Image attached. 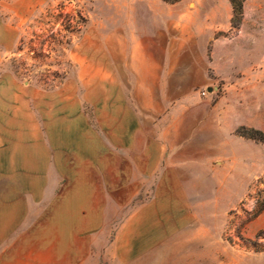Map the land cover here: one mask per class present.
Wrapping results in <instances>:
<instances>
[{
	"label": "crops",
	"instance_id": "1",
	"mask_svg": "<svg viewBox=\"0 0 264 264\" xmlns=\"http://www.w3.org/2000/svg\"><path fill=\"white\" fill-rule=\"evenodd\" d=\"M184 50L145 48L146 74L131 50L130 90L107 73L80 94L0 74V264L132 262L218 215L214 155L187 139L203 104L139 96L184 85Z\"/></svg>",
	"mask_w": 264,
	"mask_h": 264
},
{
	"label": "rangeland",
	"instance_id": "2",
	"mask_svg": "<svg viewBox=\"0 0 264 264\" xmlns=\"http://www.w3.org/2000/svg\"><path fill=\"white\" fill-rule=\"evenodd\" d=\"M232 17L230 0H0V74L34 90L80 94L106 73L130 90L131 50L146 74L145 48L185 49L171 57L188 65L184 85L139 96L203 104L187 139L214 155L219 213L120 264H264V143L237 133L264 134V0L245 1L238 27Z\"/></svg>",
	"mask_w": 264,
	"mask_h": 264
},
{
	"label": "trees",
	"instance_id": "3",
	"mask_svg": "<svg viewBox=\"0 0 264 264\" xmlns=\"http://www.w3.org/2000/svg\"><path fill=\"white\" fill-rule=\"evenodd\" d=\"M166 3L169 4H176L182 0H163ZM246 0H230L232 8H233V17H232V25L235 27H238L241 24V20L243 17V7H244V3ZM248 129H246L245 127H241L240 129L237 130V133L245 136V137H250L253 139H257L256 136L254 135H261V138L259 139L261 142L264 143V134L262 132H260L259 130H251L253 134H249L247 132ZM262 210H264V201L259 205V209L257 211V213L261 212ZM261 234H264V231L260 232L258 234V236H260Z\"/></svg>",
	"mask_w": 264,
	"mask_h": 264
}]
</instances>
